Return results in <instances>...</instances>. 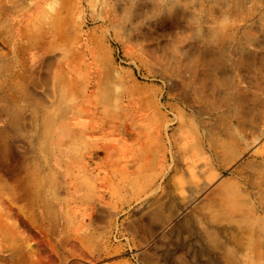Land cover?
I'll use <instances>...</instances> for the list:
<instances>
[{"label": "rangeland", "instance_id": "rangeland-1", "mask_svg": "<svg viewBox=\"0 0 264 264\" xmlns=\"http://www.w3.org/2000/svg\"><path fill=\"white\" fill-rule=\"evenodd\" d=\"M144 252L264 264V0H0V264Z\"/></svg>", "mask_w": 264, "mask_h": 264}, {"label": "bare ground", "instance_id": "bare-ground-1", "mask_svg": "<svg viewBox=\"0 0 264 264\" xmlns=\"http://www.w3.org/2000/svg\"><path fill=\"white\" fill-rule=\"evenodd\" d=\"M51 51L52 49L49 46H46L42 43H36V42H33L29 46H26V47H22V46L19 47L20 60L22 62H25L27 66H24L25 69L23 73H19L17 72V70L15 72L11 71L12 76L15 79L20 78V77H23L25 80L31 79L33 77L31 75H34L33 72L36 69L37 65L42 62H43L42 64L43 68L45 69L49 68V66L52 63V60H43L42 62L40 60H42V57L44 56V54H48ZM188 51L189 52L184 53L185 54L184 58L191 59V61L195 64L194 67H192L191 69L192 72H195L197 70V67L205 72V77L201 79V81L203 80V83L207 81V78L209 79L213 76H216L218 70L219 71H221V69L223 70V66H221L219 63H218L217 70H216V66L214 65L212 60L209 59V56L211 53V50L209 49V47H205L202 49H189ZM17 63L20 64L21 62L17 61ZM184 69L187 71V69L189 68L184 67ZM64 70H67V69H64ZM20 90L25 99L35 100V96L33 97L34 94L28 93L25 88H21ZM10 99L12 102H15L14 98L10 97ZM90 103L94 105V102L91 101ZM160 210H161V207L156 206L154 208L155 214L159 213ZM142 259L144 260L146 264H161L157 258L152 257L147 252L143 253Z\"/></svg>", "mask_w": 264, "mask_h": 264}, {"label": "crops", "instance_id": "crops-1", "mask_svg": "<svg viewBox=\"0 0 264 264\" xmlns=\"http://www.w3.org/2000/svg\"><path fill=\"white\" fill-rule=\"evenodd\" d=\"M128 159H126V161H127ZM126 161H125V163H126ZM109 167L111 166V164L110 165H108ZM107 167V166H106ZM106 173V175L108 176V177H106V179L103 181V182H106L108 179H110V174L108 173V172H105ZM124 177V176H123ZM125 178L127 179V176H125Z\"/></svg>", "mask_w": 264, "mask_h": 264}]
</instances>
